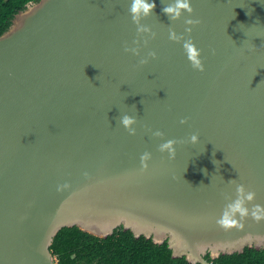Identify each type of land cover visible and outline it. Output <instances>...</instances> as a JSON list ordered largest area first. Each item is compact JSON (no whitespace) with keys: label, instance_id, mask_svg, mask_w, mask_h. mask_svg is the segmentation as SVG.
<instances>
[{"label":"water","instance_id":"95a60500","mask_svg":"<svg viewBox=\"0 0 264 264\" xmlns=\"http://www.w3.org/2000/svg\"><path fill=\"white\" fill-rule=\"evenodd\" d=\"M155 2L146 65L124 50L139 38L130 0H38L0 36V264H55V237L74 227H123L192 264L264 249V221L217 223L238 185L255 193L250 211L264 206V0H192L191 33ZM168 139L186 141L174 159L159 151Z\"/></svg>","mask_w":264,"mask_h":264},{"label":"trees","instance_id":"16d2710c","mask_svg":"<svg viewBox=\"0 0 264 264\" xmlns=\"http://www.w3.org/2000/svg\"><path fill=\"white\" fill-rule=\"evenodd\" d=\"M38 0H0V36L15 16ZM51 252L55 264H192L186 258H174L168 242L158 245L152 239L136 238L123 227L101 239L81 231L65 228L55 237ZM206 259L212 264H264V249L246 248L243 253Z\"/></svg>","mask_w":264,"mask_h":264},{"label":"clouds","instance_id":"9594fccd","mask_svg":"<svg viewBox=\"0 0 264 264\" xmlns=\"http://www.w3.org/2000/svg\"><path fill=\"white\" fill-rule=\"evenodd\" d=\"M156 8L155 0H130L129 13L131 15L133 23L137 27V33L139 38L133 41L134 46L125 45V52L130 53L136 57H140L139 63L141 65H146L149 63V59H157V54L155 51L148 53L147 57H141V41H143V46H148V40L150 38H155L156 34L152 31L150 27L143 24V20L149 18L153 15ZM162 11L169 17L172 22H177L183 19L186 25L185 31L191 33L193 27L200 24L199 20L192 19L194 15V9L192 7V0H168V2L162 8ZM187 14V18L185 17ZM169 38L173 41H178L180 37L173 30L169 33ZM185 52L192 64V67L200 72L205 71L204 64L200 58V52L195 47L194 42L191 39L185 40L183 43ZM214 52V50H213ZM119 123L128 131L130 135H136V126L138 120L136 117L128 114H124L119 117ZM181 124H187L188 121L182 119ZM151 131V130H149ZM155 137H163L164 133L161 131L152 132ZM191 144L196 145L200 143V137L197 134H192L189 137ZM186 141H177L174 139L165 140L159 145V151L161 153H167L171 159L176 157V147L178 143H185ZM151 158L150 152H145L141 156L142 166L147 168L146 161ZM87 175V173H85ZM68 184H63L58 186V191L68 188ZM255 193L245 189L243 185H238L236 187V199L232 200L224 209V212L217 223L224 229H231L235 227L243 228L242 221L251 215L252 219L256 222L264 221V206L254 205L253 209L250 211L247 207L248 203L254 201Z\"/></svg>","mask_w":264,"mask_h":264}]
</instances>
